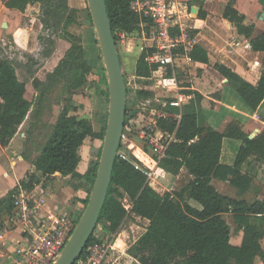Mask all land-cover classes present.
<instances>
[{"label":"trees","instance_id":"obj_1","mask_svg":"<svg viewBox=\"0 0 264 264\" xmlns=\"http://www.w3.org/2000/svg\"><path fill=\"white\" fill-rule=\"evenodd\" d=\"M66 1L4 0L5 8L21 13H24L29 5L40 4L44 17L39 21L44 29L50 28V17L57 23L61 16H65L61 36L70 46L57 66L48 72L42 81L33 79L35 106L26 100L25 83L18 79L10 61L0 60L1 147H6L11 142L27 118L40 123L52 92L59 87L63 92H76L88 84L93 86L96 94L108 98L105 70L93 67V62L88 59V54L81 45L80 37L69 31V27L76 24L79 16L74 11L66 13ZM131 2L132 0H105L115 42V33L131 34L146 21L131 11ZM54 12L61 16L55 14V17H52ZM84 12V20L92 26L88 9ZM223 18L231 24L237 35L250 39L253 52L264 54V33L252 38L254 26L245 24L244 17L233 8L232 1L228 3ZM43 40L51 47L45 52V56L48 57L54 49V42ZM150 53L151 50H144L136 62L135 74L139 78H149L157 70L156 65L146 61ZM189 58L194 62L208 64L207 52L199 46L192 47ZM214 69L227 80L229 86L253 111L263 102L264 59L255 86L247 83L224 65L216 64ZM127 93L126 88V100ZM184 93L193 95L197 103L202 99L197 92ZM136 95L139 98L150 97V94L144 91H138ZM128 110L126 105L125 125L133 118V115L128 117ZM75 111L72 106L63 107L35 157L33 166L35 171L43 176L44 183L52 180L55 174L77 180L79 186L85 187L86 197L82 200L84 209L95 179L101 148L92 157L83 176L76 171L80 161L78 150L87 138L100 141L103 139L106 121L102 127L103 131L95 133L89 119L77 114L69 115ZM165 112L168 113V117L157 119L156 128L164 135H173L174 140L168 143L166 157L159 161L158 168L171 175H177L181 169H185L194 177L193 182L179 193L160 196L149 187L143 172L135 170L130 162L120 159L117 155L98 224L104 226L107 234L118 231L127 216L122 199H128L131 203L130 213L149 222L146 232L127 250L131 264H254L257 259L264 264V250L261 244L264 232L248 222L250 217L264 216V202L256 201L248 205L243 201L231 200L219 194L210 185L211 179H216L229 181L242 192L248 189L251 178L240 175L239 169L250 158L264 163V130L249 139L237 123L229 124L223 133L212 130L201 123V117L193 108L183 112L178 121L173 117L178 113L176 109L167 104ZM223 138L236 139L242 143L233 167L219 164ZM23 157L28 160V157ZM34 180L35 178L31 176L27 183L20 182L19 186L29 189ZM17 188L18 186L2 202L0 201L7 203L8 211L12 208ZM185 194L200 208H193L187 204L184 201ZM229 213L243 233L238 247L230 244V228L222 217ZM95 242L98 241L92 236L81 258L84 257L86 249ZM119 245H122L121 237L116 242V246Z\"/></svg>","mask_w":264,"mask_h":264},{"label":"crops","instance_id":"obj_2","mask_svg":"<svg viewBox=\"0 0 264 264\" xmlns=\"http://www.w3.org/2000/svg\"><path fill=\"white\" fill-rule=\"evenodd\" d=\"M231 1L233 2V8L244 17L245 24L254 26L252 38L263 34L264 0H188L185 7L182 8V19L190 35L191 49L194 46H199L205 50L208 55V64L192 61L189 58L191 49L189 51L180 49L179 56L175 61L176 65L174 63L172 68L157 69L149 78H139L135 74V66L142 53V42L134 39L136 32L131 34L115 33V43L126 88L128 89L129 86L134 88L133 95L135 97H137L136 93L138 91L150 94V97L141 98V103L144 107L143 109H139L137 114L134 113L136 116L131 119L132 121H137L141 123L140 125H150L152 122L156 124L157 119L168 117V113L165 112V107L168 104L171 108L178 111L173 116L175 120L178 121L183 112L193 108L201 117L203 125L219 133H223L231 123H237L249 139L254 138L264 130V100L253 111L245 104L235 90L229 86L227 80L214 69V65L216 64L224 65L253 86L259 80L264 54L253 52L250 46V39L237 35L231 24L223 18V13ZM2 2V7L5 8L4 0ZM18 31L19 34H12L13 40L17 46L26 50L29 38L27 28L20 26ZM122 36H124L123 39H121ZM129 37L133 38V40H126ZM56 47L57 51L63 49L64 52L60 57L57 55V52L53 54L55 57L48 62V64H51L50 71L57 66L59 60L68 50L69 44L67 42H60ZM82 47L88 54V59H90L89 53L93 52L91 40L89 39L87 45L83 44ZM90 60L92 61V59ZM187 67L194 68L197 70V73L193 80L188 81L189 83H182L181 72L187 69ZM165 76L173 78L175 85H162L161 80ZM33 79L37 78L33 77L30 84L25 85V98L32 90L36 95L32 87ZM38 80L42 81L43 78H38ZM90 87L86 88L96 94L94 88L90 89ZM185 91L197 92L202 99L197 103L193 95H186ZM98 97L100 106L105 110L104 119V117H107V99L100 95ZM26 100L30 102L29 99L26 98ZM172 102H177L178 106H171ZM147 105H154L156 107V117L153 120L146 118L144 112H146L145 106ZM17 134L6 147L0 146V148L8 150L15 141ZM161 135H163L161 131L156 132L157 137ZM100 144L99 139L87 138L79 148L80 161L76 169L79 175L83 176L86 174L93 157L92 152L95 155L100 148ZM241 146L242 143L239 140L223 138L219 164L233 167ZM139 150L140 148L137 149L136 147L134 154L141 163L152 168L154 177L149 182V187L158 195H174L186 189L193 182L194 177L185 169H181L177 175H171L151 165L150 159ZM1 154L5 156L4 151ZM9 154L12 155V158L16 156L13 152ZM35 157L31 161L29 158L25 160L24 157H18L22 162L23 168L22 176L18 177L21 179L19 181L16 177L18 175L16 168L12 167L15 165V162H10L11 166L8 164L6 169L0 168V175L2 174L1 176L5 179L3 185L6 186L5 191L2 189L3 193L0 195V201L2 202L18 186L13 196L12 208L9 211L7 210V203H0V264H12L13 251L18 244L28 237L27 232L30 228L32 229L41 224L46 225L51 220L61 218H68L74 222L83 209L82 200L85 199L86 194L80 188L79 182L71 179L69 176L62 177L59 174H55L52 180L44 183L43 176L36 172L33 166ZM31 168H33V171L28 173V170ZM4 170L6 172L2 173ZM8 171L12 172V179H10ZM239 174L247 175L251 178L249 187L245 192L232 186L229 181L211 179L210 185L219 194L231 200L243 201L248 205L256 201L264 202V163L250 158L239 169ZM27 175L35 178L29 189L19 186L20 182L27 183ZM66 179L75 181L62 187L59 192L53 189L54 180H63L64 185ZM184 201L191 207L196 208L192 205L194 201L189 200L186 194L184 195ZM24 206L27 209L26 212H24ZM222 217L230 228L231 238L234 236V239L230 240V244L238 247L243 237L242 230L234 223L232 214H224ZM133 220H136V222ZM248 222L251 226L260 228L264 232V216L250 217ZM148 223V220L129 212L123 220L120 229L116 232L118 236L113 242L115 254L120 255L122 259H128V248L136 243L146 232ZM127 229L128 231H134V229L142 230L143 233L136 239V237H131V232H127ZM121 236L122 245L119 247L116 246V242ZM261 244L264 250V239ZM254 264H262V262L257 259Z\"/></svg>","mask_w":264,"mask_h":264},{"label":"rangeland","instance_id":"obj_3","mask_svg":"<svg viewBox=\"0 0 264 264\" xmlns=\"http://www.w3.org/2000/svg\"><path fill=\"white\" fill-rule=\"evenodd\" d=\"M2 5L3 2L2 0H0V60L10 61L12 66L15 68L18 79L23 83H25V85H29L33 77H36L37 79L38 78L44 79L45 75L48 72H50L51 64H48V62H50L51 59L55 57V55L53 54L57 52V55L60 57L64 52L63 49L57 51L56 46L60 42H67L61 36L65 16H61L60 14L55 12L52 13V17H55L54 15L57 14L61 16V18L59 22L54 23L52 18L50 17V28L44 29L42 28V25L40 24L39 21L40 18L44 17L43 11L40 8V4L35 3L27 6L26 7L27 9L24 13H20L16 10H12V11L6 10L4 7H2ZM86 9L88 8L85 0L66 1V13H69L70 11H74L78 13L79 16L76 24H73L69 27V31L80 37L82 46L83 44L87 45L89 39L91 40V43L93 45V52L89 53V58L92 59L93 61L92 65L94 68L104 69V64L98 46L95 30L93 26L88 25L84 20L85 17L84 11ZM3 24H5V27L2 26ZM20 26H24L27 28L29 38H28V44L26 50L17 46V44H15L12 37L13 33L15 35L19 34L18 29ZM136 37L134 39H137ZM43 39L54 42V49H52V53L48 57L45 56V52L49 50L51 47L48 46ZM126 40L132 41L133 38L129 37L126 38ZM181 73H182L181 74L182 83H189L188 81L193 80V78L195 77L197 70H195L192 67H187V69L182 70ZM86 87H90V85L88 86L87 84ZM86 87L76 92H70V91L63 92L61 87L54 90L50 96V99L46 104V108H44L43 110V114L40 118V123H35V121L31 120V118H27L18 128L17 130L18 134L16 133L17 136L15 138V141L12 143L9 149L4 150L0 148V168L6 169L7 165L10 162H15V165H13L12 167L16 168L18 174L16 176L17 180L18 181L21 180L18 177L22 176L23 168H22V162L18 159V157L26 156L31 161V159L37 156L41 146L44 144L48 135L50 134L51 126L54 125L65 105L72 106L76 109L75 113L71 112L69 115L77 114L80 117L88 118L91 122L93 131L95 133H101L103 131L102 130L103 124L105 122V119L107 118L104 117L103 119L105 110L102 109V107L100 106L98 100L99 95L93 93ZM102 88H104L103 85ZM90 89H93L92 85ZM26 91L28 90L26 89ZM134 91L135 89L129 86L127 93V100H126V105L129 109L128 117H130L131 115L135 117L139 109H143L144 107V105H142L141 103V98L135 97V95H133ZM26 98L29 99L30 102H32L35 106L36 95L34 94L33 90L32 92H30V94L26 95ZM145 107H146L145 108L146 112L144 113L146 115V118L149 120H153L156 117V112H157L156 107L154 105H150V106L147 105ZM130 109L132 110L135 109V112H133ZM102 140L103 139H101L100 141L101 142L100 148L102 146ZM3 151L5 152V156L1 154ZM11 152L16 154L14 158H12V155L9 154ZM92 155L94 156L93 152ZM32 171L33 168L28 170V173ZM4 172H6V170L2 171V173ZM8 174L10 179H12V172L8 171ZM1 175H0V195H2L3 190L6 187L3 185L5 179ZM29 178L30 176L27 175V179ZM62 181L63 180L60 181L54 180L55 183L53 185V189L59 192L62 187L75 180L72 181L66 179V183L64 185ZM80 188H82L85 191V187L80 186ZM122 203L123 206L126 208H128V206H130L131 204L128 199H122ZM192 205H194L196 208L199 209L197 203L193 202ZM133 221L136 222V220ZM73 223L75 224V220ZM127 232L129 233L131 232V237H136V239L140 236V234L143 233L142 230H135V229L134 231L132 230L128 231L127 229ZM231 239L233 240L234 236ZM124 242H126V240H124ZM122 264H131V258L128 256V259H123Z\"/></svg>","mask_w":264,"mask_h":264},{"label":"built area","instance_id":"obj_4","mask_svg":"<svg viewBox=\"0 0 264 264\" xmlns=\"http://www.w3.org/2000/svg\"><path fill=\"white\" fill-rule=\"evenodd\" d=\"M188 0H132L131 11L139 14L146 21L141 23L136 31V38L141 43V51L151 50L146 57L147 63L156 65L157 69H167L174 66L179 56V50L191 49L190 35L183 22V11ZM124 36L121 37L123 39ZM164 86H174L175 80L163 77ZM171 106H178L172 102ZM130 120L121 133L118 157L130 162L135 170L143 172L148 185L153 179L152 168L144 165L134 154V149L140 148L150 159L151 165L158 167L159 161L166 157L165 151L174 136H156L155 122L143 124ZM162 133V132H161ZM138 145H137V143ZM140 145V146H139ZM22 203V202H21ZM127 215L130 206L124 207ZM27 209L24 206V212ZM75 224L68 218L51 220L49 224L30 228L28 237L18 244L13 251L12 264H53L66 244ZM118 233H105L104 226L97 224L93 237L98 242L86 249L84 257L74 264H122V257L115 254L113 242ZM1 241V236H0Z\"/></svg>","mask_w":264,"mask_h":264},{"label":"water","instance_id":"obj_5","mask_svg":"<svg viewBox=\"0 0 264 264\" xmlns=\"http://www.w3.org/2000/svg\"><path fill=\"white\" fill-rule=\"evenodd\" d=\"M85 1L104 64L108 92L107 118L97 171L88 201L60 256L53 264H74L93 236L106 200L114 162L120 149L121 133L125 125L126 85L107 16L105 0ZM2 26L5 27V24Z\"/></svg>","mask_w":264,"mask_h":264},{"label":"bare ground","instance_id":"obj_6","mask_svg":"<svg viewBox=\"0 0 264 264\" xmlns=\"http://www.w3.org/2000/svg\"><path fill=\"white\" fill-rule=\"evenodd\" d=\"M19 33V32H18Z\"/></svg>","mask_w":264,"mask_h":264}]
</instances>
